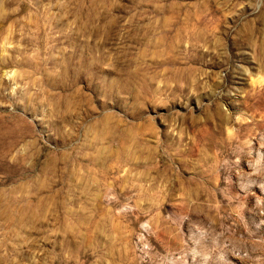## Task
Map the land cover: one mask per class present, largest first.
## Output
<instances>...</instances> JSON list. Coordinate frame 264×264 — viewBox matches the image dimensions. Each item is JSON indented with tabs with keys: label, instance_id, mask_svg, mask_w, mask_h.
Here are the masks:
<instances>
[{
	"label": "rangeland",
	"instance_id": "1",
	"mask_svg": "<svg viewBox=\"0 0 264 264\" xmlns=\"http://www.w3.org/2000/svg\"><path fill=\"white\" fill-rule=\"evenodd\" d=\"M0 78V264H264V0H0Z\"/></svg>",
	"mask_w": 264,
	"mask_h": 264
},
{
	"label": "bare ground",
	"instance_id": "2",
	"mask_svg": "<svg viewBox=\"0 0 264 264\" xmlns=\"http://www.w3.org/2000/svg\"><path fill=\"white\" fill-rule=\"evenodd\" d=\"M9 75V73H7V72H5V73H3V76L4 77H7ZM3 76H2V78H3ZM11 78H14V73H12L11 74ZM1 79V78H0ZM2 80V79H1ZM1 82V81H0ZM1 125V124H0ZM4 129V127L3 126H0V144L1 145H3V144H5L6 143V140L7 139H9V138H11V137H13L14 136V134H15V132H14V130L15 129H13V128H6L7 130H5V131H2ZM16 131H18V130H16ZM11 141V140H10ZM12 145V144H11ZM9 148V147H8ZM1 149V148H0Z\"/></svg>",
	"mask_w": 264,
	"mask_h": 264
}]
</instances>
